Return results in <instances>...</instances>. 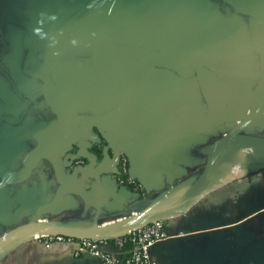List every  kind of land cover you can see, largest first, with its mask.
<instances>
[{"label":"flooded vegetation","instance_id":"obj_1","mask_svg":"<svg viewBox=\"0 0 264 264\" xmlns=\"http://www.w3.org/2000/svg\"><path fill=\"white\" fill-rule=\"evenodd\" d=\"M39 1L40 6L35 0H29L25 7V48L22 51L17 25H10L13 19L19 17L11 18V21L2 25L5 33L9 28V34L1 36L7 47L1 53V71L6 75L4 77L12 90L9 94L0 91L4 103L0 112V164L3 160L12 161L19 174L12 179V183L4 184L8 200L2 199L10 206L17 204L15 200L21 194L18 189L23 185L24 192L31 195L30 199L36 196L38 200L42 194L52 196L55 186L51 190V185L42 181L41 175L36 178V172L31 167H41L47 162L39 149H48L49 146L56 149H80L86 145L97 159H101L103 149L108 146L114 130L129 123L125 111L120 115L113 114L111 109L96 113L94 109L102 107L97 102L94 106L89 101L84 105L77 104L74 98L77 84L100 83L109 80L107 73H117L128 67H131L139 82L142 77L140 71L144 68L142 58H148L150 64L158 62L154 70L165 71L174 81L164 89V93L171 95L170 106L166 110L142 106L143 114H152L153 120L149 125L144 124L139 117L133 118L138 127L141 123L142 126H149V130L157 137L159 134L164 136L163 140L154 143V149H170V140H173L172 149H176L175 145L179 148L182 146L177 144L182 141L176 137L179 128L175 120L184 121L179 118L178 112L194 115L188 113L189 103L186 100L194 87L200 88L202 98L199 106L204 110L206 118V124L202 123L198 127L200 137L194 139L200 141V145L196 144L197 149H211L235 129L246 117L243 114L250 113L264 91V4L261 2L199 0L207 3L210 15L216 22L222 25L225 22L233 23V29H219L218 23L213 26L205 20L188 21L181 26L184 33L181 32L179 37L169 41L155 35L152 29L146 30L142 14L132 19L130 27L127 26L128 22L116 12L114 3L110 4L109 0ZM143 1L152 5L153 8H148L150 13L164 2ZM45 4H56L57 9L48 6L50 12L46 14L43 7ZM69 28L80 32L82 37L77 40L67 39L65 30ZM234 30L235 35L232 33ZM128 60L135 63L130 66ZM198 65L201 67V76L198 74ZM210 111H215L211 115L215 119L213 122ZM238 111L241 114L243 112L242 118L232 120ZM66 127L70 136L64 139ZM238 134L264 137V124L253 121L241 128ZM76 136H80L83 141L79 148L71 145ZM230 145L222 149H228ZM167 152L161 150L159 166L167 161ZM76 153L77 150H72L66 156H61L65 172L68 168L66 164H72L73 170L89 163L87 159L78 156L72 160ZM125 156V152L120 150L115 161L119 170L116 176L117 190L126 187L137 194L133 202L135 204L142 199L145 189L140 182L130 178V158L129 172H122ZM204 159L207 164L208 154ZM30 169L33 172L29 176ZM129 181H135L134 189L128 186ZM31 185L37 188L30 189ZM65 197L66 200L55 212L63 207H82L84 210L96 211L92 204L76 195L67 194ZM122 200L120 194L115 202L103 206L102 216L130 209L128 205L123 206ZM54 214L46 215L45 220H53ZM26 222L28 219L24 220ZM16 226L18 224L10 227L0 225V236Z\"/></svg>","mask_w":264,"mask_h":264},{"label":"crops","instance_id":"obj_2","mask_svg":"<svg viewBox=\"0 0 264 264\" xmlns=\"http://www.w3.org/2000/svg\"><path fill=\"white\" fill-rule=\"evenodd\" d=\"M35 2L38 6L41 5L39 0ZM28 3L29 0H0V91L7 94L11 93L12 89L4 77L6 75L1 71V53L7 49L2 42L1 36L5 34L2 25L9 18L24 17ZM201 98L200 88L194 87L186 98L189 103L188 113L195 115L187 116L193 117L194 120H175L179 128L175 134L182 141L177 144L182 146L179 148L175 145L176 149H173L168 161L160 164V183H156L158 179L151 180L145 174L141 175L143 177L130 175L131 179L140 183L141 178L153 183L152 190L147 192L144 188V195L146 193L147 196L145 200L152 199V202H155V198L158 200L163 197L166 202L162 204H169L166 208L173 207L183 199L186 190L196 183L204 172V158L210 149H197L200 141L194 140L196 136L200 137L201 131L198 127L202 123L206 124L204 110L199 106ZM3 104L0 97V112ZM194 105L199 107L191 108ZM260 109L264 119V102L259 104L257 111ZM214 112L212 111L210 116ZM214 120L212 117L211 122ZM48 153L54 158V163L45 156L47 162L41 167H31L36 172V178L41 175L42 181L49 185L54 183L58 176L54 165H60L61 152L52 147ZM217 160L226 162L221 182L205 193L185 213L165 221L171 237L152 245L150 253L155 264H264V151L231 144L228 149L219 152ZM17 176L19 174L13 162L3 160L0 164V197L4 200H8L4 184L12 183V179ZM67 180L70 185L83 187V183L71 175L67 176ZM18 190L21 194L15 203H25L30 199L31 195L24 192V185ZM140 203L141 199L135 202L138 206ZM143 211L136 207L133 212ZM133 212L126 209L115 215H104L98 223L104 225L110 220L122 219ZM92 221L74 225L86 227ZM194 235L197 237H192ZM75 252L73 243H54L47 247L37 239L24 237L2 251L0 264H100L99 260L89 253L76 255Z\"/></svg>","mask_w":264,"mask_h":264},{"label":"water","instance_id":"obj_3","mask_svg":"<svg viewBox=\"0 0 264 264\" xmlns=\"http://www.w3.org/2000/svg\"><path fill=\"white\" fill-rule=\"evenodd\" d=\"M254 1L264 4V0ZM193 30L194 29L189 32L192 34ZM182 33L184 32L182 31ZM166 56L168 57L169 55ZM127 62L130 66L135 63L129 60ZM142 62L144 68L140 71L142 77L139 79V82L136 80V75H134L131 67H128L127 69H120L117 73H107L106 75L109 80L105 79L103 82L92 83V85H75L74 98L77 104L84 105L89 101L94 106V103L97 102L98 105L102 107L94 109L96 113H102L107 109H111L113 114L120 115L121 112L124 113L125 111L129 123L121 127V129L114 130V135L112 133L113 136L111 135L108 146L103 149V157L101 159H97L95 154L91 152L90 149H87L86 145H82L83 141L80 136H76L75 140H72L71 137V145H76L78 148L82 145V147H80V149H59L61 152L60 155L66 156L71 153L72 150H77V155L72 156V160L78 156L87 159L89 163L82 167H76L73 170L71 168L72 164H66L65 167H68L66 172L64 171L62 161L60 165L55 164L54 171L58 176L54 183L49 184V186L51 185V190L55 186L52 196L46 197L42 194L38 200L35 196L25 203L20 202L15 206L6 204L4 200L0 198V225L10 227L18 224V226L0 236V254L8 245L24 237L32 239L35 234H59L73 238L102 239L121 235L131 228L149 224L154 221H167L173 219L185 213L205 193L221 182L226 162L224 160H217V156L225 145L239 144L248 149H259L264 151V137L238 134L241 128L251 124L253 121L264 124V119L261 117L263 115L262 108L257 111L259 104L264 102L263 91L262 95L252 106L250 113L243 114L242 112V114L246 116L244 120L238 123L236 128L228 135L213 145L208 153L204 172L197 182L186 190L183 199L177 205L156 210L133 212L136 209L133 202L137 199V194L126 187H122L120 191L117 190L116 176L119 170L115 161L120 150L124 151L130 158V175H139L143 177L141 175L145 174L147 178L151 180L153 178L158 179L156 183H160L158 163L161 150L168 151V155L165 154L167 161L173 151V140L169 141L170 149H154V143L157 140H163L164 136L159 134L157 137L149 130V126H142V124L139 123L140 126L138 127L137 121L133 120V118L139 117L144 124L148 125L150 121L153 120L151 113H149L150 115L142 113V106L151 108L161 107L162 110L163 108L165 110L168 109L171 95L164 93V89L166 86H170L171 83H174L173 78L169 77L165 71L154 70L158 62L150 64L148 58H142ZM198 69V74L201 76L200 65H198ZM177 105L180 106L179 103H177ZM210 105L212 106V103ZM211 112L212 111H210V113ZM139 114L140 116H138ZM242 114L238 111L232 120H239L242 118ZM178 116L184 121L194 120L193 117L184 115L182 112H178ZM63 136L64 139L70 136L67 127L64 128ZM108 147L110 149H108ZM118 147L120 149H118ZM47 148L48 149H39V151L42 156L45 155L50 162L54 163V158L50 157L48 153L51 146ZM69 158H71V154ZM63 163L65 164V161H63ZM32 172V169H30L29 176ZM69 174L80 180L83 183V187L80 188L70 185L67 180V175ZM141 181L146 191L153 189V183L142 178ZM29 188L36 189L37 186L31 185ZM67 194L76 195L95 207L98 216L93 219L89 226L77 227L67 222L45 220L44 217L46 215L51 213L56 214L55 211L59 208L60 204L66 200L65 196ZM120 194H122L123 197V206L126 207V205H128L133 213L122 219L110 220L104 225L99 224L98 220L102 207L115 202ZM164 202H166V199L159 197V199L153 203L161 205ZM25 219H28V222L24 223ZM192 237L197 236L194 235Z\"/></svg>","mask_w":264,"mask_h":264},{"label":"rangeland","instance_id":"obj_4","mask_svg":"<svg viewBox=\"0 0 264 264\" xmlns=\"http://www.w3.org/2000/svg\"><path fill=\"white\" fill-rule=\"evenodd\" d=\"M112 1V2H111ZM109 0L110 4L114 3V8L116 12L128 22L130 27V22L135 19L138 15L142 14V23L146 27V30L152 29L158 37L167 38L169 41L173 40L182 32L181 26L184 22L205 20L209 25L215 26L218 23L219 29L231 30L233 29V23L216 22V19L210 15V11L207 3L199 0H164L162 5H157V9L150 13L148 8H153L152 5L145 3L143 0ZM48 6L54 7L52 9H57L56 4H45L44 13L49 14ZM50 8V7H49ZM235 30L232 32L235 35ZM67 39L77 40L82 37L80 32L72 31L70 28L65 30ZM9 50L12 47L8 46ZM10 55V54H8ZM3 63V62H2ZM171 187V186H170ZM147 198L146 194L141 199V203L138 208L143 210H156L166 208L169 204L157 205L152 202V199L145 200ZM157 200V198H155ZM154 201V200H153ZM175 204V202H174ZM149 206V207H148ZM97 211L84 210L82 207L71 208H60L56 214L52 217L54 221L67 222L70 224H82L93 220L98 216ZM130 213V211H129ZM102 218L100 213L99 219ZM51 219V218H50Z\"/></svg>","mask_w":264,"mask_h":264},{"label":"built area","instance_id":"obj_5","mask_svg":"<svg viewBox=\"0 0 264 264\" xmlns=\"http://www.w3.org/2000/svg\"><path fill=\"white\" fill-rule=\"evenodd\" d=\"M128 158L126 155L123 159L124 173L129 172ZM170 237L164 220L131 228L111 238H73L59 234L34 235V239L41 241L47 247L54 243H73L76 247V255L89 253L97 258L100 264H155L150 253L152 245ZM126 246L131 248L127 250Z\"/></svg>","mask_w":264,"mask_h":264},{"label":"trees","instance_id":"obj_6","mask_svg":"<svg viewBox=\"0 0 264 264\" xmlns=\"http://www.w3.org/2000/svg\"><path fill=\"white\" fill-rule=\"evenodd\" d=\"M12 20V19H11ZM10 20V21H11ZM12 24H10L12 27H15L16 26V29H17V34L20 35V47H21V51H22V48H25V45L23 46V43H24V39H23V35L25 34V21H24V17L23 18H19V19H13L11 21ZM9 28H7V31L5 34H9ZM21 66L23 67V58H22V62H21ZM5 72H7V70H5ZM128 186L132 189H134V186H135V181H129L128 182ZM131 248V246H126V249L129 250Z\"/></svg>","mask_w":264,"mask_h":264}]
</instances>
